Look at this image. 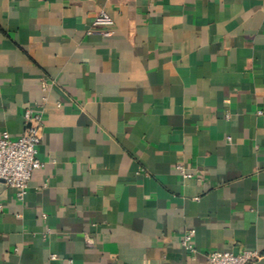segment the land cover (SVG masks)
Instances as JSON below:
<instances>
[{
    "label": "crops",
    "instance_id": "1",
    "mask_svg": "<svg viewBox=\"0 0 264 264\" xmlns=\"http://www.w3.org/2000/svg\"><path fill=\"white\" fill-rule=\"evenodd\" d=\"M44 80L43 166L24 198L0 183V264L264 255V0H0V135Z\"/></svg>",
    "mask_w": 264,
    "mask_h": 264
},
{
    "label": "built area",
    "instance_id": "2",
    "mask_svg": "<svg viewBox=\"0 0 264 264\" xmlns=\"http://www.w3.org/2000/svg\"><path fill=\"white\" fill-rule=\"evenodd\" d=\"M115 27L114 18L106 11H101L93 19V28L99 29L104 37L112 36ZM44 95L39 107H29L25 111L26 129L18 138H13L8 132L0 135V183L8 187L16 188L19 198H24L30 186L33 172L43 166L39 158L38 146L44 134L43 117L46 112L45 106L48 102L47 92L50 83L42 82ZM229 115V114H227ZM184 176L190 174L185 172L184 166L177 165ZM195 230H189L183 240L192 252H196L193 243ZM88 245L93 246L94 240L86 238ZM262 254L256 250H243L241 252H229L214 250L207 253L209 264H251L261 258Z\"/></svg>",
    "mask_w": 264,
    "mask_h": 264
},
{
    "label": "water",
    "instance_id": "3",
    "mask_svg": "<svg viewBox=\"0 0 264 264\" xmlns=\"http://www.w3.org/2000/svg\"><path fill=\"white\" fill-rule=\"evenodd\" d=\"M251 264H264V255H262L261 258Z\"/></svg>",
    "mask_w": 264,
    "mask_h": 264
}]
</instances>
